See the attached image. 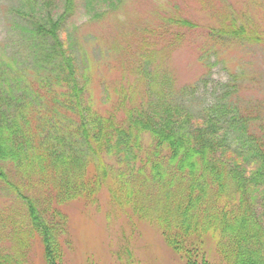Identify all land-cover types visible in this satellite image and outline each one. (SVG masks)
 <instances>
[{
  "label": "trees",
  "instance_id": "16d2710c",
  "mask_svg": "<svg viewBox=\"0 0 264 264\" xmlns=\"http://www.w3.org/2000/svg\"><path fill=\"white\" fill-rule=\"evenodd\" d=\"M16 1L11 30L20 39L14 50L0 46V183L22 204L45 264H63L60 208L83 199L96 170L112 201L133 200L147 188L162 203L156 229L185 264H208L199 234L217 228L227 240L223 261L264 264V106L241 104L224 85L194 112L176 97V78L144 38L126 50L137 65L118 64L124 72L109 83L96 72L115 66L103 54L93 63L79 28L66 26L74 0H62L54 22L40 18L48 0ZM123 1L88 2L107 9L94 14L100 20L118 16ZM166 21L164 35L171 26L196 29L181 18ZM245 31L233 27L224 37L245 40Z\"/></svg>",
  "mask_w": 264,
  "mask_h": 264
},
{
  "label": "rangeland",
  "instance_id": "374dc122",
  "mask_svg": "<svg viewBox=\"0 0 264 264\" xmlns=\"http://www.w3.org/2000/svg\"><path fill=\"white\" fill-rule=\"evenodd\" d=\"M48 1L50 5L42 9L40 18L54 22L64 12L63 1ZM88 1L74 0L66 26L79 28V45L93 63L103 54L115 66L112 70L103 65L96 72L109 83L124 72L118 64L137 65V59L127 56L126 50L135 49L144 38L150 43V52L176 78V97L194 112L219 97L224 85L236 92L241 104L264 106V0H124L118 16L109 13L100 20H94V14L107 9ZM16 6V0H0V46L7 51L14 50L20 39L18 32L11 30L15 20L10 10ZM39 9L37 6L35 10ZM175 18L194 24L196 29L171 26L170 33L164 35V23ZM241 25L248 35L245 40L224 37L231 28ZM200 56H204L202 60L208 57L207 61L200 63ZM205 64L208 67L203 68ZM138 84L133 90L141 92ZM100 178L101 172L96 170L83 199L60 208L67 228L63 264H185L167 248L156 229L162 203L148 197L147 188H141L133 200L132 195L130 199L124 195L112 201L105 184H99ZM112 178H116L114 173ZM18 201L0 183V260L45 264L39 238L26 232L29 222ZM123 202L125 207L119 205ZM140 208L143 211L139 212ZM21 226L26 229L21 230ZM19 228L20 234H15ZM201 232L197 234L204 242L198 252L204 260L208 264H230L223 261L228 247L219 229Z\"/></svg>",
  "mask_w": 264,
  "mask_h": 264
}]
</instances>
